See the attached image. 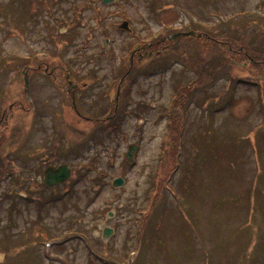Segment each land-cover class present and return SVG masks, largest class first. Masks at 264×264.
<instances>
[{"label":"rangeland","instance_id":"374dc122","mask_svg":"<svg viewBox=\"0 0 264 264\" xmlns=\"http://www.w3.org/2000/svg\"><path fill=\"white\" fill-rule=\"evenodd\" d=\"M85 1L0 0V58L21 56L0 60V264H264V0ZM191 27L202 35L133 63L115 129L72 114L42 70L26 110L22 66L77 72L97 112L131 48ZM49 160L71 167L65 186L36 187Z\"/></svg>","mask_w":264,"mask_h":264},{"label":"flooded vegetation","instance_id":"af4514ba","mask_svg":"<svg viewBox=\"0 0 264 264\" xmlns=\"http://www.w3.org/2000/svg\"><path fill=\"white\" fill-rule=\"evenodd\" d=\"M81 0H65V2H72V3H77L80 2ZM102 2L105 0H101ZM85 5H90V7H92L93 4H96L98 2V0H86L85 1ZM113 2H118V1H113ZM104 4H106L104 2ZM15 9V7H14ZM100 9V5H97L95 7V10ZM84 11V10H83ZM85 12V11H84ZM55 22H60L62 23V30H60L61 34L60 36L63 34L65 35V33L69 30V24H70V20L67 16V11H65V15H61L60 17H56L54 18ZM120 27V26H119ZM121 29V28H120ZM11 30V29H10ZM15 30V28L13 29ZM124 30V29H122ZM128 30V31H127ZM125 30L130 34H134V29L133 27L130 25V21H128V29ZM59 36L58 39H61V37ZM163 36L160 38L162 39ZM159 39V40H160ZM113 39L106 37L104 39L103 42V46L101 49L98 50V52L100 54H106V49H108V43L112 42ZM166 41V40H165ZM165 41L162 42H158V40H154V41H145L143 43L137 44V46H135L134 48H132L130 50V58L133 57V63L134 61L137 60H142L145 56L148 57L149 56V52H153V55L162 49L166 48V43ZM107 44V45H105ZM107 46V47H105ZM160 46V47H159ZM161 48V49H160ZM13 58L14 61H17L18 63V59ZM11 58L9 59V61L11 60ZM5 59V52L2 53V56L0 58L1 61H3ZM20 61V60H19ZM22 71L25 75V73L28 74L29 76V80H30V85H31V72L33 70H42L43 72L47 73L48 75H50L52 77V80L54 82V87H59L61 89H63L65 87V98L66 99H70L71 103H72V107L73 110L70 111L72 114L74 113L76 116L83 118L86 121H90V120H94V118L99 119L100 121H103V123L105 125H111L110 121L115 118V115L118 113L117 109H118V104H117V99H115L116 95H117V89H118V85L119 83H115L116 81L112 80L110 81V84L112 85H116V92L114 94V98H112V93L111 90H109V93L106 96V101L110 100L109 103H105V102H101L100 106H99V110L97 112H90L86 109V106L84 103H82L80 101V99L78 98V93L83 90L86 89L89 84L88 82L85 81L84 78H80L81 76L77 73L74 72L73 70H69V68L65 67L62 68L61 66H50L49 64H38L36 67H31V66H22ZM64 71V72H63ZM62 77H64V79H62ZM22 78V76L20 77ZM23 83H24V79H23ZM122 86V84H121ZM32 95V99H33V104L29 103V109L26 110H30L32 112L37 110V104L35 103V99ZM27 97V96H26ZM112 100H114V105L113 107L110 106V104H112ZM116 102V103H115ZM22 108L23 107L22 105ZM6 117V114L4 115V118ZM47 164H45V167L43 169V174H39L37 176V181L38 183L36 184V187H39L40 184L44 187H50V188H56L60 185H64L65 186V180L61 181V182H56L52 185L46 184L45 183V171L47 168L49 167H58L60 165L65 164V162L63 163H54L52 160L46 161ZM54 197H58V194H56ZM43 199V198H42Z\"/></svg>","mask_w":264,"mask_h":264},{"label":"water","instance_id":"95a60500","mask_svg":"<svg viewBox=\"0 0 264 264\" xmlns=\"http://www.w3.org/2000/svg\"><path fill=\"white\" fill-rule=\"evenodd\" d=\"M105 1H108V0H105ZM122 26L127 27V22H125ZM190 33H192V32H190ZM181 34H187V33L180 32L177 34L170 35L168 38L169 39H175ZM26 84L28 87V81H26ZM26 92H28V89H26ZM136 147L137 146H134V145H131L129 147V151L127 152V157L129 160H132L133 152L136 149ZM70 173H71V169L67 165H61L58 168L49 167L46 170V182L49 184H54L57 181L66 180L70 176ZM123 183H124V179L122 177H116L113 180V186L114 187H120L123 185ZM110 215H112V212H110ZM113 230H114L113 228L106 226L104 228V234H103L104 238L108 239L111 236V234L113 233Z\"/></svg>","mask_w":264,"mask_h":264},{"label":"trees","instance_id":"16d2710c","mask_svg":"<svg viewBox=\"0 0 264 264\" xmlns=\"http://www.w3.org/2000/svg\"><path fill=\"white\" fill-rule=\"evenodd\" d=\"M196 43H199V42H196ZM196 43H195V44H196ZM220 43L222 44V46L224 45V44H223L224 42H221V41L218 42V43H216V44H220ZM196 46H197V45H196ZM196 46L193 45V44H191V47H190V48H187V49H189V50L186 51V54H189L190 51H191V53H192L193 51L195 52V54L197 53V56H193V57H191L190 59H191L193 62L199 64V61L202 60V58H204V53H205V52H204V51H203V52H202V51L199 52L198 49L196 48ZM213 50H215V49H213ZM222 50H223V48H222ZM210 53H211V52H210ZM212 54H214V53H212ZM222 54H223V55H226L225 50H223ZM207 55H209V53H207L206 56H207ZM242 57H243V56H242ZM183 88H185V87H183ZM183 88H182V89H183ZM165 180H167V179L164 178V181H165Z\"/></svg>","mask_w":264,"mask_h":264}]
</instances>
